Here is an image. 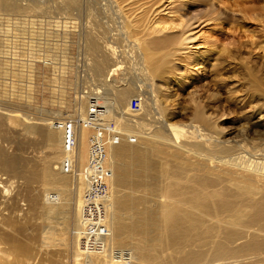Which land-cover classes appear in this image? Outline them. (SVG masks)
<instances>
[{"label": "bare ground", "instance_id": "1", "mask_svg": "<svg viewBox=\"0 0 264 264\" xmlns=\"http://www.w3.org/2000/svg\"><path fill=\"white\" fill-rule=\"evenodd\" d=\"M197 2L217 14L202 21L191 12ZM231 6L0 0V21L8 24L52 18L56 51L77 63V79L88 84L62 120L28 114L0 93V264H264V102L228 127L234 118H225L224 105L212 113L204 94L197 98L199 79L221 65L218 58L210 64L213 55L264 57V36L227 21ZM95 10L104 17L100 32H92ZM35 57L22 74L35 76Z\"/></svg>", "mask_w": 264, "mask_h": 264}, {"label": "rangeland", "instance_id": "2", "mask_svg": "<svg viewBox=\"0 0 264 264\" xmlns=\"http://www.w3.org/2000/svg\"><path fill=\"white\" fill-rule=\"evenodd\" d=\"M226 1L230 2L231 5L233 3H236V6H231L230 9L232 10V8L234 7V9L237 10V13H236V10L234 11L235 13H232L233 10L232 11L231 10L228 11V13H230L231 16H230V14L228 15V13H227V15H228L227 17L229 18V19H227V21H230L231 18H232V21H233V22L230 21L229 24L232 25L234 23L236 25V23H237L236 26H239L240 28L245 27L246 29H249V30L251 29L250 30L251 32L248 31V33H250L253 36H255L256 35L255 33H257L256 36H259L260 39H263L262 37L264 36V34H262L263 30H261L260 27L264 29V27L262 26V24H264V0H234L235 2L232 1V0H226ZM227 5L229 6V3ZM193 8H195V9H193ZM239 9L242 10V12H243L242 14H241V12H238ZM206 10H207V12H206ZM191 12L192 13L195 12L194 14L196 15V17L197 18H201L202 21H205V18L207 19V18H209V16L210 17H214V14H217V13L213 12L214 13V14L212 13L213 15H208V14H211V13H208L209 10L204 6V2H202L201 4H200V2H197L195 5H193L191 7ZM62 14H63V12H61L60 14L54 13L53 16L56 19H58V18H62ZM48 15H50V14H48ZM207 15H208V17H207ZM98 16H100L101 18L98 17ZM237 16L238 17L242 16L239 19L242 20L241 22H243L248 27H246L244 24L238 23L240 21L238 19V22H237V20H236ZM244 16H247V18H244ZM102 17H103V14H102L101 10H95L94 11V14H92V16H91V20H92V24L96 25V26H95V29L92 30V32H95V31L97 32V29H98L99 32L102 31V29L99 26V24L102 23ZM103 19H104V17H103ZM50 20H52V18H50V17L48 18V16H47V18H45L44 22H41V23L39 22L38 25L32 24V23H24L25 26H23V23L21 25H15L16 24L15 21H13L12 24H8L10 22H7L5 20L0 21V31H1L0 32V36L2 35L1 37L2 38L4 37L3 39L0 37V45H1L0 46V91H1L0 93L1 94H5L7 97H10V98H16L17 101H19V102H21L23 104V108L27 109V110L25 109L24 111L27 112L28 114L38 115V116L40 114L42 119H43L44 115L48 114L47 116L51 115L50 118H55V117L58 118V117H60L61 119L60 118H58V119L62 120V119L70 118L71 117L70 114H74L75 113V105H74L75 93H77L79 90H81L83 88V87H81V85L84 83V81H82V80L79 81L77 79V75H76L77 74L76 73L77 72V67H76L77 63L74 66L73 62L67 61V59L65 60V58L62 57L60 54H58V52L56 51L57 50V48H56L57 45L56 44L58 43V40H57L58 37H57V35L55 33H56L57 27L54 25L55 24L54 21L52 22ZM45 21H46V23H45ZM222 22L225 24V26L227 28L228 25L226 24L227 23L226 20H223ZM1 23H2V25H1ZM49 24H52V25H49ZM26 25H28L27 28H26ZM7 26L10 27L11 30L8 29ZM52 27H53V29H52ZM12 28H13V30H12ZM252 28H253L254 31L252 30ZM41 29H43V30L45 29V30L42 32ZM242 29H244V28H242ZM9 30H10L9 34L13 33L12 36L7 33ZM31 30H33V31L37 30V31L32 32ZM259 30H261V31H259ZM5 31H7L6 35H4ZM224 31H226V30L224 29ZM2 32L4 34H2ZM260 32H261V34H260ZM42 33L45 34L46 36L42 35ZM28 34H29V36H28ZM226 34H227V32L223 33L224 36L220 35L221 36L220 40L224 39V40H221V42L223 44H224V42H228V38H227L228 34L227 35ZM26 35H27V37H26ZM31 35L32 36L35 35V37H33V38H38V39H36L37 43H35L36 41H33L35 39L31 38L32 37ZM52 35H54V36L52 37ZM59 35L61 37H63L64 32H62ZM7 36H11V39L9 37H7ZM13 36L14 37L16 36V37L14 38ZM22 37H25V38H22ZM51 37H52V41H50ZM56 37H57V39H56ZM8 38L10 40H12V42L14 44L12 42H9L10 40L8 41ZM40 39H41V43H39ZM42 41L45 42V43H43ZM8 43H11L10 45H12V46L14 45L15 48L10 46V45H8L7 48H6L5 45L8 44ZM24 44H26V46H24ZM32 44H35L36 46L32 45ZM41 44H42V48H40ZM19 46H21V47H19ZM33 46L35 48H33ZM45 46L46 47L48 46V47L45 48ZM2 47H3V49H2ZM9 47H12L13 50H11L12 48H9ZM24 48H26V51H25ZM29 48H31V49H29ZM33 49H35V50H33ZM257 49L253 50V52L254 51H256V52L261 51L260 49H258V50ZM6 51L9 54L7 53V55H5ZM42 51H44V52H42ZM29 52H31L32 55ZM22 53H25V57H27V55H28V57L24 58ZM34 53H35V55H33ZM37 53H39L40 56L43 57V58L40 57V58H42V60L38 59L39 54H37ZM29 56L30 57H35L36 56L35 58H37V60L39 61V62L35 61V63H36V66H35L36 67V72L35 73L33 72L35 74V76H33V77L30 76V74L27 73V72H26V74L25 73L22 74L24 72L22 70L25 68V66H22V65H25L26 63H34V60H36V59L33 58V61H32V59H30ZM215 56L216 55H213L210 58L209 61H211L210 64H213V63H215V62H213L214 60H216L217 58L218 59L221 58L220 59L221 61H219L218 59L216 60V61H218V62H216L217 66H218L219 62L221 64L220 66H218L219 70L217 69V67H215L217 70L214 69V68H212V69L209 68V69L206 70V74L202 75V77L199 79V82L197 84L198 87L196 89L197 93L198 94L201 93V94L200 95L197 94V96H198L197 98L199 99L200 98L199 96L202 97V95L204 94L203 98H204L205 101L203 100V98H200L199 100H203V102H206L207 104L206 103L205 104L207 105V110L209 112H212V110H214L212 113H218L217 110H219V107H218L219 104L224 105V107H225L224 109H226L227 111L229 110V113L228 112H227L228 114L226 113L225 118L228 117V115H229L228 119H232L233 120V118H234V121H233L234 124L232 122L227 124L228 127H231L232 125H236L239 122V120L245 114H247L249 112L256 114L257 110L259 109L257 107L258 104H259L258 102L259 101H263L264 102V57L257 60L256 58H254V56H252V54L251 55L247 54V52L245 50L233 51V55H231V53H230V54L224 55L222 57H219V56L215 57ZM44 58H45V60H46V58H51V62L48 63V64H45ZM18 59H20V60H18ZM28 60H30V61H28ZM48 60H50V59H48ZM14 61H16V62H14ZM62 62H64V63L61 64ZM54 63H55V65H54ZM56 64H57V66H56ZM177 68L179 69V68H182V67L176 66V69ZM213 70H215V71H213ZM177 71L178 70H176V72ZM220 74H222V75H220ZM169 77H170L171 81H170ZM169 77L167 76L168 81H170V82H167V79H166V82L170 83V86H172V83L174 82V79L172 80L173 76L169 75ZM32 78H34V79L32 80ZM76 79H77V81H76ZM21 82H23V83H21ZM24 82H26L25 84L28 86L27 88H26V85L25 86L23 85ZM52 82H54V83H52ZM56 82H59V83H56ZM220 83H221V85H220ZM52 84H53V86H52ZM56 84H57L58 89L55 86ZM64 84H66L67 87ZM89 84H91V83H89ZM87 85L88 84H86L85 86H87ZM76 86L79 87V88L77 89ZM82 86H84V85H82ZM85 86H84V88H86ZM60 88H61V90H60ZM12 89H16V90H12ZM213 89H214V92H213ZM229 89L233 90V92L232 91L230 92ZM58 90H60V92ZM62 91L66 92V93H63ZM205 92L207 94H208V92L209 93L212 92V93H214L213 94L214 96L211 97L212 93H211V95L208 94V95H210V99H208L209 96L207 95L208 96L207 97ZM215 92L218 93V96L216 95ZM227 93L228 94L230 93L229 94L230 96H228ZM28 94L31 95L32 97L29 98ZM184 94H185V92H184ZM234 94H235V96H234ZM21 95L23 96V98L25 100L22 99ZM184 97H185V95H184ZM213 97L216 98V99H213ZM220 97H222V98H220ZM32 99H34V100H32ZM187 99L188 98H184L183 99V93H181L180 102L182 101L181 103H183V105H185V106L186 105L189 106V104L191 103V101H189V100L187 101ZM233 99H234V101H233ZM237 99H239V100H237ZM240 99H241V101H240ZM225 100H227L226 101L227 103L225 102ZM208 103H209V105L212 104L213 109H211V105L209 106ZM237 103L239 104V106H238ZM242 103H245V104H242ZM215 104L218 105V106H216ZM191 106H192L191 104H190V107L186 106V108H188L189 112L191 111ZM232 106H233V108H232ZM214 107L216 109L217 108L218 109L216 110V109H214ZM32 109L33 110L35 109L34 111H36L35 112L36 114L34 113V111H33V113H31ZM209 109H211V110H209ZM30 110H31V112H30ZM232 111H233L234 115H233ZM230 112H231L232 115H230ZM68 114H69V116H68ZM236 120H238V122Z\"/></svg>", "mask_w": 264, "mask_h": 264}]
</instances>
